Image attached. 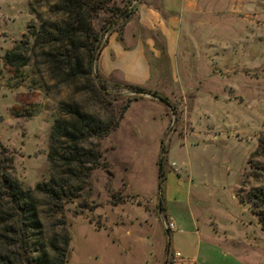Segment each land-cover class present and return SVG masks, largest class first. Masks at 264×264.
Returning a JSON list of instances; mask_svg holds the SVG:
<instances>
[{
    "label": "rangeland",
    "instance_id": "374dc122",
    "mask_svg": "<svg viewBox=\"0 0 264 264\" xmlns=\"http://www.w3.org/2000/svg\"><path fill=\"white\" fill-rule=\"evenodd\" d=\"M114 1L129 2V15L104 34L91 78L107 94L111 113L98 109L106 122L129 103L116 129L94 141L99 166L79 197L63 205L65 264H166L173 251L176 264H235L211 243L235 250L239 264H264V232L236 198L264 185V158L251 156L264 135V0H175L167 9L162 0ZM140 5L173 19L169 50L157 28L137 25ZM29 24L38 22L28 0H0V146L13 177L32 190L47 177L48 134L61 106L95 107L43 66L3 64ZM105 46L114 68L107 76ZM163 208L178 221V242L165 235ZM39 211L49 236L59 215ZM214 225L230 241L213 237Z\"/></svg>",
    "mask_w": 264,
    "mask_h": 264
},
{
    "label": "trees",
    "instance_id": "16d2710c",
    "mask_svg": "<svg viewBox=\"0 0 264 264\" xmlns=\"http://www.w3.org/2000/svg\"><path fill=\"white\" fill-rule=\"evenodd\" d=\"M28 2L38 25L27 26L22 39L5 52L3 64L10 69L22 68L30 61L36 67L43 66L51 80L88 96L89 104L95 108L61 106L48 134L47 177L32 190L13 177L10 160L0 146V264H65L68 236L62 219L63 205L79 197L90 173L99 166L101 155L94 141L116 129L129 103L122 106L117 117L109 115L106 122L98 109L110 114V104L102 88L93 84L91 65L103 46L104 34L113 32L121 20L127 19L129 12L118 17L130 3L119 1L124 4L118 7L114 0ZM38 8L46 10L44 16L35 13ZM101 14L109 16L100 19ZM127 88L143 93L136 87ZM251 156L264 158V135L257 140ZM236 198L248 205L264 232V185L249 189L243 197L236 194ZM40 207L48 216L59 215L58 229L49 236L44 232Z\"/></svg>",
    "mask_w": 264,
    "mask_h": 264
},
{
    "label": "crops",
    "instance_id": "0c3cea01",
    "mask_svg": "<svg viewBox=\"0 0 264 264\" xmlns=\"http://www.w3.org/2000/svg\"><path fill=\"white\" fill-rule=\"evenodd\" d=\"M119 1V0H118ZM163 6L164 8L166 7V9L168 7H171V5L173 3H176L175 0H162ZM137 25L141 26L143 28H146L147 30L151 29V28H157V30L162 34V36L164 37L165 41H166V46L169 48H171V46L173 45V41H174V33L171 30L172 26H173V19L172 18H162L158 12L152 10L151 8H148L144 5H140L137 7ZM112 35H109V37ZM108 37V38H109ZM109 40H107L108 43ZM140 56H141V52L139 50ZM107 54V46H105L101 52H100V72L104 75L107 76L109 75V73L111 72V68H108L109 65V60L106 56ZM173 197V196H172ZM173 202L175 204H178V195L177 197H173L172 198V204ZM160 217L162 218V220L169 222L173 225V228L169 231H165V235L168 238V241H172L174 239V241L178 242V221L176 220V227L174 226L170 211L167 210V208H163L160 212ZM167 218V219H166ZM174 219V218H173ZM175 220V219H174ZM216 225H214L213 228V237L218 238V235H221L220 240L221 243H226L228 241H230L226 235L225 232H221L219 231V229L217 227H215ZM219 231V232H218ZM171 233H172V237H171ZM172 239V240H171ZM178 244V243H177ZM214 246L217 247V250L219 249V254L223 257H228L231 258V260H233V262L235 264H239L238 261H240V257L239 254L233 250V249H229V248H225L223 247V245H219L216 243H211ZM198 250H199V245H198ZM166 252H164V255L167 253V250L165 249ZM172 253H177L179 254L177 251H173ZM178 259H180V255L179 258L174 260V264H176V261L178 263Z\"/></svg>",
    "mask_w": 264,
    "mask_h": 264
},
{
    "label": "built area",
    "instance_id": "2783aa9c",
    "mask_svg": "<svg viewBox=\"0 0 264 264\" xmlns=\"http://www.w3.org/2000/svg\"><path fill=\"white\" fill-rule=\"evenodd\" d=\"M105 35L103 36V39H105ZM162 225H163V228H164L165 231H169V230H171L173 228V225L171 223L166 222L164 220H162ZM177 258H179V254L172 253L170 260L167 261L166 264H174V260L177 259Z\"/></svg>",
    "mask_w": 264,
    "mask_h": 264
},
{
    "label": "water",
    "instance_id": "95a60500",
    "mask_svg": "<svg viewBox=\"0 0 264 264\" xmlns=\"http://www.w3.org/2000/svg\"><path fill=\"white\" fill-rule=\"evenodd\" d=\"M135 2H136V1H135ZM135 2H134V3H135ZM134 3H133V4H134ZM127 12H128V11H125L124 13H122V14L118 17V19L122 18ZM148 97L153 98V99H156V98L153 97V96H148Z\"/></svg>",
    "mask_w": 264,
    "mask_h": 264
}]
</instances>
